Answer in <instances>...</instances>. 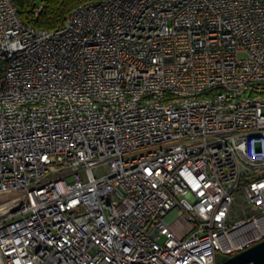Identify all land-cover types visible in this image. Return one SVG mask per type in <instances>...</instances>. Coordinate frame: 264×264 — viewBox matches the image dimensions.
Returning <instances> with one entry per match:
<instances>
[{"label":"built area","instance_id":"1","mask_svg":"<svg viewBox=\"0 0 264 264\" xmlns=\"http://www.w3.org/2000/svg\"><path fill=\"white\" fill-rule=\"evenodd\" d=\"M261 241L264 0H92L55 29L0 0V264Z\"/></svg>","mask_w":264,"mask_h":264},{"label":"trees","instance_id":"2","mask_svg":"<svg viewBox=\"0 0 264 264\" xmlns=\"http://www.w3.org/2000/svg\"><path fill=\"white\" fill-rule=\"evenodd\" d=\"M86 1L92 0H15L22 19L44 29L61 26L68 14Z\"/></svg>","mask_w":264,"mask_h":264},{"label":"water","instance_id":"3","mask_svg":"<svg viewBox=\"0 0 264 264\" xmlns=\"http://www.w3.org/2000/svg\"><path fill=\"white\" fill-rule=\"evenodd\" d=\"M218 264H264V241L221 261Z\"/></svg>","mask_w":264,"mask_h":264},{"label":"rangeland","instance_id":"4","mask_svg":"<svg viewBox=\"0 0 264 264\" xmlns=\"http://www.w3.org/2000/svg\"><path fill=\"white\" fill-rule=\"evenodd\" d=\"M174 217H175V215L172 214V215H170V216L168 217V220L171 221ZM226 258H227V257H226L225 255H223V254H221V253L218 254V261H222V260H224V259H226Z\"/></svg>","mask_w":264,"mask_h":264}]
</instances>
